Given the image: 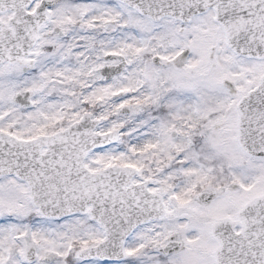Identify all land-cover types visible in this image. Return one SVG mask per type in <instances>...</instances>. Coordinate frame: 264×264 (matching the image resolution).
I'll return each instance as SVG.
<instances>
[{
  "label": "snow or ice",
  "instance_id": "1",
  "mask_svg": "<svg viewBox=\"0 0 264 264\" xmlns=\"http://www.w3.org/2000/svg\"><path fill=\"white\" fill-rule=\"evenodd\" d=\"M0 264H264V0H0Z\"/></svg>",
  "mask_w": 264,
  "mask_h": 264
}]
</instances>
